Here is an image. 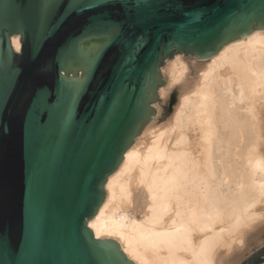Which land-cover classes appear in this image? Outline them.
<instances>
[{
    "label": "water",
    "instance_id": "95a60500",
    "mask_svg": "<svg viewBox=\"0 0 264 264\" xmlns=\"http://www.w3.org/2000/svg\"><path fill=\"white\" fill-rule=\"evenodd\" d=\"M94 3L0 0V264H134L87 222L154 117L161 68L264 30V0Z\"/></svg>",
    "mask_w": 264,
    "mask_h": 264
},
{
    "label": "bare ground",
    "instance_id": "6f19581e",
    "mask_svg": "<svg viewBox=\"0 0 264 264\" xmlns=\"http://www.w3.org/2000/svg\"><path fill=\"white\" fill-rule=\"evenodd\" d=\"M190 59L166 60L154 117L87 222L134 264H240L264 241V30Z\"/></svg>",
    "mask_w": 264,
    "mask_h": 264
},
{
    "label": "rangeland",
    "instance_id": "374dc122",
    "mask_svg": "<svg viewBox=\"0 0 264 264\" xmlns=\"http://www.w3.org/2000/svg\"><path fill=\"white\" fill-rule=\"evenodd\" d=\"M187 59H190L191 56H185ZM193 58V57H192ZM192 60V59H190ZM171 96L167 105H163V116L160 118V123L164 121L165 116L171 114L172 109L175 105V93ZM172 105V106H171ZM264 239V238H263ZM260 262H264V241L258 248L256 247L250 254H248L240 264H259Z\"/></svg>",
    "mask_w": 264,
    "mask_h": 264
},
{
    "label": "snow or ice",
    "instance_id": "6c2138e0",
    "mask_svg": "<svg viewBox=\"0 0 264 264\" xmlns=\"http://www.w3.org/2000/svg\"><path fill=\"white\" fill-rule=\"evenodd\" d=\"M95 6L99 5L95 4L94 0H72V10L79 9L80 11H85ZM209 55L210 53H205V57H208Z\"/></svg>",
    "mask_w": 264,
    "mask_h": 264
}]
</instances>
